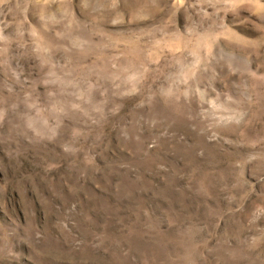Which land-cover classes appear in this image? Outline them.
<instances>
[{
	"label": "rangeland",
	"instance_id": "1",
	"mask_svg": "<svg viewBox=\"0 0 264 264\" xmlns=\"http://www.w3.org/2000/svg\"><path fill=\"white\" fill-rule=\"evenodd\" d=\"M0 264H264V0H0Z\"/></svg>",
	"mask_w": 264,
	"mask_h": 264
}]
</instances>
